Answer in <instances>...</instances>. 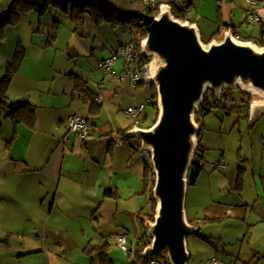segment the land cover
I'll list each match as a JSON object with an SVG mask.
<instances>
[{
  "label": "crops",
  "instance_id": "1",
  "mask_svg": "<svg viewBox=\"0 0 264 264\" xmlns=\"http://www.w3.org/2000/svg\"><path fill=\"white\" fill-rule=\"evenodd\" d=\"M11 1L0 0V16ZM188 2L192 9L187 20L207 28L209 41L215 35L222 38L228 30L243 41L257 40L263 32L264 6L258 9L261 23L248 24L245 0ZM78 29L68 28L63 45V41L44 40L43 29L39 28L32 33L29 45L24 46L21 40L13 52L2 54L4 46L0 49L7 64L19 45L26 48V58L13 77L7 97L10 103L27 102L36 110L35 127L19 125L13 143L10 122L4 121L0 131V240H11L8 248L0 245V258L7 256L12 264H21L22 259L32 264H90L86 248L98 241H102L99 246L104 243L100 238L104 233L97 223L102 224L110 210L133 214L139 222V204L145 193L149 204L153 198L146 181L149 169L143 161L142 177L134 164L137 151L124 139L131 126L125 109L149 99L153 91L146 90V84L133 87L122 75L120 63L115 75H106L100 69V63L124 42L112 49L103 46V53L91 67L95 66L97 72L89 63L88 69L79 67L80 54L72 47ZM76 81L84 84L83 91L76 88ZM99 97L101 104L95 101ZM153 111L145 114L147 122L154 119V107ZM76 114L92 125L91 138L86 142L67 127L68 118ZM263 156L260 162L247 161V168L238 166L244 170L240 186L239 176L233 173L215 176L216 185L210 182L207 191L200 190L198 182L189 186L188 195L193 191L192 217L187 216L199 229L192 243L197 254L204 252L200 244L208 249L202 262L217 258L221 264H264ZM216 168L214 171H218ZM219 169L227 171L226 166ZM109 190L116 196L106 197ZM107 200L115 203L114 209ZM205 218L224 220L207 223ZM125 222L122 218L115 227ZM122 228L125 233L117 235L129 236V230ZM142 237L135 243L127 237L132 250L139 248Z\"/></svg>",
  "mask_w": 264,
  "mask_h": 264
},
{
  "label": "water",
  "instance_id": "2",
  "mask_svg": "<svg viewBox=\"0 0 264 264\" xmlns=\"http://www.w3.org/2000/svg\"><path fill=\"white\" fill-rule=\"evenodd\" d=\"M144 53L153 58L148 84L158 95V118L148 128L128 132L152 152L156 176L153 197L155 220L146 225L152 239L141 258L189 264L188 239L197 235L189 222V175L197 150L200 126L195 121L208 91L221 97L225 90L260 94L252 107L258 121L264 115V46L236 38L232 31L221 40L205 43L199 27L176 19L171 7L144 24Z\"/></svg>",
  "mask_w": 264,
  "mask_h": 264
},
{
  "label": "rangeland",
  "instance_id": "3",
  "mask_svg": "<svg viewBox=\"0 0 264 264\" xmlns=\"http://www.w3.org/2000/svg\"><path fill=\"white\" fill-rule=\"evenodd\" d=\"M203 3L204 2H201L200 5H202ZM261 6H264V1L261 3ZM162 7L163 6H155V8L157 9L156 10L157 16L160 15V11ZM55 19H57V21H61L62 24L61 28L57 30H54ZM86 22H87L86 24H83L82 26L78 27L79 29L77 32V37L76 40L74 41L73 44L74 46L72 47H75V51L77 52V54H80V56L78 57V61H79L78 66L79 67L84 66L86 69H88L87 64L89 63L90 69H92L93 72H97L95 66L94 68L91 67L93 65V62L95 63L97 61V58L100 57L101 54L103 53V46H107L109 49H112L114 47H117L122 42L126 43L128 41V37L124 33L123 28L121 26L113 27L110 24L96 25L89 18H87ZM200 27L201 28L199 29L201 32L202 40L208 42L209 34H207L208 33L206 30L207 28L204 29L202 25ZM39 28L43 29L44 40H49L50 42H52L53 40H55V42L63 41L61 45L67 42L66 40L69 33L68 28H71V30L74 31L73 30L74 26L71 25L70 20L64 14L51 13L49 15H46L40 20L35 13H29L23 16L21 21L15 27L8 29L6 39L0 44V49L1 47L4 46V49L1 53L3 54V52H7L9 50L13 52V50H15L14 47H16L15 46L16 43L21 40L23 41L24 46L27 45L28 42H30L32 33L34 31H39ZM52 34L56 36L55 39L51 38ZM48 35L50 38L48 37ZM58 38L59 41H57ZM215 40H221V38ZM74 54L75 53H73V55ZM60 59L63 60V58ZM73 60H75V58H73ZM6 65H7L6 60L2 56H0V74L2 73L0 79H2L5 75ZM145 86H146V90L151 88L150 84H146ZM245 93L249 94L248 95L249 97L246 96ZM245 93L243 94L239 89H235V90L228 89L227 90L228 99L223 102L224 105H226L227 109H224L223 106L218 107L214 104L215 108L212 110L211 113L206 114L205 117L202 115L201 112L195 115V121L199 118L205 124L204 134L202 136V142L203 139H205L204 141L206 142L202 146L207 149V151L205 152V158L203 162L205 169H203V172L201 173L198 179V183L200 184L199 185L200 190L207 191L210 182L213 183L215 186L216 185L215 176L218 175L224 176L227 175V173L228 174L233 173L235 176L238 177L239 176L238 166L241 165L243 166V168L244 167L247 168L248 167L247 161L255 160L256 162L257 161L260 162L262 160V156L264 154V115L261 116L258 121H255V123H252V121L254 120L252 117V107L255 103L262 102L263 98L260 94H254L248 92ZM209 97H212V92L209 93ZM241 97H244L245 101L242 102ZM232 108L234 109V111H230V109ZM151 112H154L153 107L149 106L145 114ZM155 118L156 117H154V119L151 118L152 120L150 119V122L144 123L143 127L144 128L151 127L157 120ZM197 143H198V139H197ZM142 159L143 158L141 154L136 152V159H134V164H136L138 171L141 173L143 177L144 175L143 171L145 169L146 163L144 164L143 162L144 159L143 160ZM221 161L225 163L227 171L224 170L221 171V169L219 168H216L218 171H214L215 166L218 165ZM152 172L153 171L149 170L148 174H146L147 183L150 182L149 181L150 179L152 180V176H151ZM249 173L251 174V172ZM190 176H191L190 178H192L193 172L190 173ZM154 181L156 180L154 179ZM154 186L155 184L151 185L152 197H153ZM149 190H151L150 187ZM192 195H193V191H190L187 200V214H189L190 218L192 217L191 214ZM107 202L109 203L111 201L107 200ZM150 203L151 204H149V197L146 192L144 199L139 204L140 205L139 208L141 210L139 222H137L133 214L132 215L130 213L125 214L122 211L116 213L114 210L112 211L110 210L108 214L104 216L102 224L97 223V226H99L104 233L101 234L102 236L100 238L104 241L105 244L103 243V246H99L102 241L96 242L95 244L97 245L91 244L90 249L86 251V254L89 257H91L88 260L90 264H100L101 258L98 248H102L105 246H106L105 249L106 251H108L109 257L113 262V264H143L142 262H135L134 258H129V256L126 253H124L121 249H119V247L116 244V237L118 236L117 234L123 232L122 227H126L125 229L129 230L126 233L127 235H129L127 237H129L132 242L135 243V241H137L139 237L143 236L139 243V248L134 249V251L141 249L144 250L146 248L145 245L147 244L148 241H150V236L146 231V225L148 223L154 222L155 211L158 204V202H156L154 197L150 200ZM111 204H112L111 207L114 209L115 203H113L112 201ZM98 211H100V209ZM128 211L130 210L128 209ZM122 218H124L126 222L123 225L120 224L121 226L118 225L116 228L115 227L116 222H118ZM193 238H197V237L196 236L189 237V243H188V250L193 255L189 264H201L202 260H204L207 256L206 253L204 252L208 251V249L204 244H200V246L198 247L204 252H202L201 254L199 253L197 254L194 244L192 243ZM194 240H196L195 241L196 243L197 241L201 242L200 240L197 239ZM10 244H11L10 238L0 240V245L4 246L5 248H8ZM129 247L132 250L131 244H129ZM137 259L139 258L137 257ZM24 260L27 259H22V261ZM22 261L21 264H32L30 262H22ZM12 263H14V261H12L7 256L0 258V264H12ZM16 264L18 263L16 262Z\"/></svg>",
  "mask_w": 264,
  "mask_h": 264
},
{
  "label": "trees",
  "instance_id": "4",
  "mask_svg": "<svg viewBox=\"0 0 264 264\" xmlns=\"http://www.w3.org/2000/svg\"><path fill=\"white\" fill-rule=\"evenodd\" d=\"M153 1L154 2H152L151 0H12L8 6L7 12L0 16V44L6 39L8 29L15 27L21 21L23 16L29 13H35L40 20L51 13L64 14L68 17L76 30L79 26H82L85 23L87 18H89L96 25L110 24L113 27L121 26L124 32L135 28L139 32L144 34L143 24L147 20L145 14L149 15L152 13L153 5H167L171 7L174 17L181 21H187L188 15L192 9V4L188 2V0ZM180 2H182L184 6H180ZM59 27L60 22L55 19L54 30L59 29ZM54 37V34H52L51 38L54 39ZM215 37L219 38L220 36L215 35L210 41L204 42L209 43L214 40ZM251 42L264 46V27L260 38ZM25 58L26 48L22 45H19L12 59L7 63L4 77L0 79V131L3 127L4 121H8L11 123L14 129V135L10 143H13L17 138V127L19 125H25L32 129L36 124V110L33 105L27 102L10 103L7 97V92L11 85L13 77L17 72H19ZM76 85L77 89L83 91L84 84L81 81H76ZM151 89L154 92V95L152 96V107H154L156 110L155 119H157L159 113L158 95L155 86L152 85ZM239 90L243 94L245 93L241 89ZM210 92L211 91L207 92L204 101L200 105L199 111L197 113L199 114L201 112L204 117L206 114L212 112V110L215 108L214 104L218 107L223 106L224 109H227L226 105H224L223 103L228 99L227 90L224 91L223 95L220 98H217L216 94L213 92L212 97H209ZM245 95L248 96L249 94L245 93ZM210 98H212L213 100ZM241 101H245V98L241 97ZM230 111H234V109L232 108L230 109ZM146 120L147 119H145L144 121L145 123H147ZM196 122L200 126V133L198 135V146L190 172H193L192 178H190L191 176L189 175V182H191L190 186H194L197 184L198 179L203 172L202 163L204 162L206 152L205 148L202 146V136L204 134L205 124L199 118L196 120ZM252 123H255V121L253 120ZM128 131L129 129L126 131L124 137L126 142L132 141V139L128 136ZM243 173L244 170L242 168H239L238 186H240L242 183ZM105 196L113 198L116 195L109 190L105 193ZM223 220L224 218H205L204 221H206L207 223H220ZM189 222L198 227L195 222ZM197 235H199V229L197 230ZM150 244L151 237L150 241L147 242L145 247ZM90 247L91 246L87 247L86 251H88ZM105 247L98 248L101 258L100 264H113ZM142 252L143 249L137 250L135 252L136 256L139 259H141ZM164 263L170 264L168 260H164Z\"/></svg>",
  "mask_w": 264,
  "mask_h": 264
},
{
  "label": "built area",
  "instance_id": "5",
  "mask_svg": "<svg viewBox=\"0 0 264 264\" xmlns=\"http://www.w3.org/2000/svg\"><path fill=\"white\" fill-rule=\"evenodd\" d=\"M154 2L153 0H151ZM246 1V22L248 24H258L261 23V18L258 14V9L261 7V3L264 0H245ZM156 5H153L152 13L149 15L145 14L147 18L146 24L152 18L157 17L156 14ZM165 6V5H161ZM180 6H184L182 2H180ZM143 24V25H144ZM144 30V26H143ZM232 31V30H228ZM227 31V32H228ZM226 32V33H227ZM233 32V31H232ZM233 35L238 38L234 32ZM128 41L123 44L119 49L110 57L106 58L100 63V69L106 75H115L116 65L120 63L122 66V75L126 77L130 84L137 88L142 84H147L148 79L153 74V58L148 54L144 53L143 45L146 38V34L139 32L137 29L132 28L127 31ZM239 39V38H238ZM154 92H152L151 97L144 102L130 106L125 109V116L131 121V126L129 131L137 128H144L143 124L145 123V111L149 106L153 104ZM81 97H84L83 95ZM95 101L99 104L103 103L101 97L95 98ZM199 111V110H198ZM198 113V112H197ZM67 127L69 131L76 134L77 138L86 142L92 135L93 129L90 121L80 114L73 115L67 120ZM128 131V132H129ZM123 142V141H122ZM129 143L133 149H135L138 153L141 154L144 162L146 163L148 169L152 172V180L150 179L149 184H155L154 179L156 180L154 167H153V157L152 152L148 147H144L139 141L132 140ZM138 144V145H137ZM138 148V149H136ZM225 166L224 162H220L217 165V168H223ZM116 244L124 253H126L129 258H134L135 262H142L143 264H165L164 259L159 257H152L146 260H139L136 257L135 251L131 250L128 244L127 237L125 235H118L116 237ZM202 264H221L220 260L217 258H213L207 261L202 262Z\"/></svg>",
  "mask_w": 264,
  "mask_h": 264
},
{
  "label": "bare ground",
  "instance_id": "6",
  "mask_svg": "<svg viewBox=\"0 0 264 264\" xmlns=\"http://www.w3.org/2000/svg\"><path fill=\"white\" fill-rule=\"evenodd\" d=\"M254 94H257V93H254ZM256 104V103H255Z\"/></svg>",
  "mask_w": 264,
  "mask_h": 264
}]
</instances>
